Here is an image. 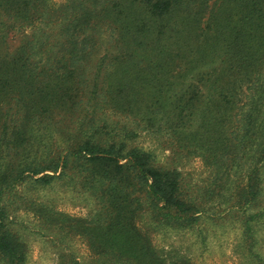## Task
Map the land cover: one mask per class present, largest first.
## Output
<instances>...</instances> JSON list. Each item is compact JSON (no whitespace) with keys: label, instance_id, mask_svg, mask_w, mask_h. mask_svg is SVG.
Segmentation results:
<instances>
[{"label":"trees","instance_id":"obj_1","mask_svg":"<svg viewBox=\"0 0 264 264\" xmlns=\"http://www.w3.org/2000/svg\"><path fill=\"white\" fill-rule=\"evenodd\" d=\"M0 10L16 18L0 24V255L24 264L20 243L5 230L6 194L29 180L50 185L73 160L84 165L89 182L120 186L106 190L103 215L77 222L92 250L114 264H162L131 224L124 184L139 188L153 209L172 211L165 216L176 222H196L200 210L181 196L177 171L157 166L151 152L129 148L134 131L116 132L101 117L109 110L141 117L160 132L163 117L193 116L192 64L213 58L218 65L207 99L215 123L202 139L216 143L211 153L226 148L220 117L232 121L249 110L242 126L248 144L264 64V0H65L53 11L47 0H0ZM102 25L112 29L109 46L99 35ZM27 28V39L12 49L8 30ZM180 84L185 88L175 92ZM58 123L65 124L59 132ZM55 133L66 144L61 151ZM254 171L246 206L257 196Z\"/></svg>","mask_w":264,"mask_h":264},{"label":"rangeland","instance_id":"obj_2","mask_svg":"<svg viewBox=\"0 0 264 264\" xmlns=\"http://www.w3.org/2000/svg\"><path fill=\"white\" fill-rule=\"evenodd\" d=\"M47 1L52 11L65 3ZM14 20V16L0 10L1 25ZM99 33L108 45L112 29L102 25ZM27 34L28 28L8 30L12 49L21 45ZM213 60L192 64L188 80H194L197 87L193 116L184 113L171 121L159 115L165 123L160 132L147 124L146 127L141 117L137 122L110 110L101 117L116 132L125 128L134 131L127 140L129 148L151 152L157 166L177 171L181 196L200 210L196 222H176L165 216L172 211L161 204L153 209L139 188L124 184L127 206L133 209L131 224L162 264H264V64L260 68L259 96L251 105L255 118L249 143L243 136L247 129L242 128L249 119V110L233 114L232 121L229 115H223L217 132L222 137L220 142L227 138L228 146L222 145L221 151L211 153L216 143L202 138L215 123V113L210 111L212 105L207 99V87L214 85L216 77L213 68L218 65ZM182 88L185 85H177L175 92ZM174 126L179 129L175 135ZM64 127L58 123L56 131ZM56 134L55 144L61 145L56 150L61 151L66 144ZM254 169L251 185H255L257 196L246 206L248 174ZM110 185L120 187L110 179L89 182L84 165L71 160L66 173L50 185L29 180L7 193L3 202L5 230L20 243L24 264H114V260L108 261L93 251L87 237L76 228L80 225L77 222L91 224L97 214L103 215L108 206L105 192ZM250 215L256 218L250 220ZM0 264L9 263L0 255Z\"/></svg>","mask_w":264,"mask_h":264}]
</instances>
